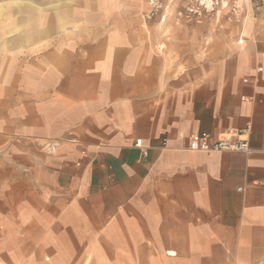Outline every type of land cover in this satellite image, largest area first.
I'll list each match as a JSON object with an SVG mask.
<instances>
[{
	"label": "crops",
	"instance_id": "crops-1",
	"mask_svg": "<svg viewBox=\"0 0 264 264\" xmlns=\"http://www.w3.org/2000/svg\"><path fill=\"white\" fill-rule=\"evenodd\" d=\"M189 2L0 0V264H264V0Z\"/></svg>",
	"mask_w": 264,
	"mask_h": 264
},
{
	"label": "built area",
	"instance_id": "built-area-1",
	"mask_svg": "<svg viewBox=\"0 0 264 264\" xmlns=\"http://www.w3.org/2000/svg\"><path fill=\"white\" fill-rule=\"evenodd\" d=\"M235 1L237 0H190L183 15L191 21L199 20L207 14L230 8ZM149 5L151 12L148 18L155 19L160 16L161 21H165V17L162 16L166 10L163 0H149ZM239 135L240 133H230L215 140L209 133L197 134L192 137L189 149L195 152H232L250 155L253 150L249 140L241 139ZM136 146L142 148V140H138Z\"/></svg>",
	"mask_w": 264,
	"mask_h": 264
},
{
	"label": "rangeland",
	"instance_id": "rangeland-1",
	"mask_svg": "<svg viewBox=\"0 0 264 264\" xmlns=\"http://www.w3.org/2000/svg\"><path fill=\"white\" fill-rule=\"evenodd\" d=\"M185 10V9H184ZM213 13H215V12H213ZM210 14H212V13H210ZM208 15V14H207ZM204 18V17H203ZM202 19V18H201Z\"/></svg>",
	"mask_w": 264,
	"mask_h": 264
},
{
	"label": "bare ground",
	"instance_id": "bare-ground-1",
	"mask_svg": "<svg viewBox=\"0 0 264 264\" xmlns=\"http://www.w3.org/2000/svg\"><path fill=\"white\" fill-rule=\"evenodd\" d=\"M5 6H7V5H5ZM4 16V15H3Z\"/></svg>",
	"mask_w": 264,
	"mask_h": 264
}]
</instances>
